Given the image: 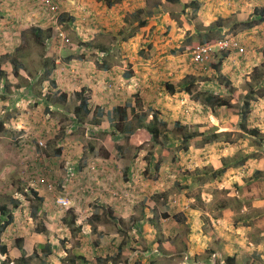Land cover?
<instances>
[{
  "label": "rangeland",
  "instance_id": "rangeland-1",
  "mask_svg": "<svg viewBox=\"0 0 264 264\" xmlns=\"http://www.w3.org/2000/svg\"><path fill=\"white\" fill-rule=\"evenodd\" d=\"M109 1L113 2L111 7L107 6L106 0H85L82 3L81 0H51L57 5V10L51 12L39 0H0V21H3L0 24V47L11 52L1 55L0 62L16 60L22 66L19 80L8 79L12 84L10 91L0 89V125L8 132L0 141L2 150L6 149L4 155H0V205L7 204L11 208V198L20 202L17 209H10L13 221L1 234L2 242L8 246V264H16L22 254L17 248L9 247L17 238L23 239V264H191L193 256L183 254L186 246L180 238L170 250L161 244L177 229L173 216L180 214L177 202L182 193L179 189L181 176L185 174L179 169L183 167L180 164L200 159L202 155L197 148L203 144L210 148L206 150L229 165H237L245 157L249 158L248 163L255 161L256 164L264 158V133L247 134L240 127L238 115L223 108L212 112L183 91V84L185 86V81L190 78L193 96L215 94L236 106L248 91L254 92L255 98L262 92L261 97L251 102L245 126L249 130H264V15L263 22L247 32H242V24L237 23L236 31L211 37L216 40L233 35L241 46L244 44L246 53L236 55V59L232 56L228 62L227 57L233 51H216L208 62L194 64L188 49L192 43L184 47V52L178 50L172 54L162 47L170 32L166 31L162 16L170 12L177 25L182 26L176 13L179 14L184 5H166L164 0ZM253 2L254 9L264 11L263 5ZM78 4L81 6L77 7ZM185 5L184 11L188 9L182 16L188 19L192 8ZM24 9L25 19L20 22L22 15L16 14ZM99 13H104L105 18ZM106 18V24H110L104 26ZM151 18L158 20L155 24L146 22L145 29L139 26L140 21ZM251 19L255 20L250 18L247 21ZM33 29L42 31V45L35 41L31 33ZM142 31L147 37L139 42L125 40L129 34L140 35ZM61 32L65 39L59 36ZM200 41L195 43H203ZM160 46L161 49H157ZM97 48L109 51L103 55L107 59L105 63L116 66L120 80L131 78L127 84L131 85V90L124 91L121 102L141 100L143 88L138 89L135 84L146 79L156 90L152 93L147 88L149 94L144 97L151 102L141 103L146 113L148 107L158 110L170 126L169 130L179 122L205 136L195 137L189 145L192 148L184 152L180 137L173 132L161 134L155 143L145 129L136 130L126 139L113 128L102 129L100 123L96 126L90 117L75 125L76 121L71 119L75 102L71 98L67 104L60 105L61 108L45 111L43 102L38 106L34 100L16 101L21 95L20 88L28 89L30 93L33 89L31 85H25L28 80L22 76L30 79L36 76L37 82L41 83L36 86L41 87L38 91L40 99L42 94H48L45 86L49 77L45 72H53L55 61H58L56 70H60L71 63L78 66L83 58L86 62L75 72L81 81L88 83L99 75V70L103 71L97 66L98 60L103 59L102 51ZM252 54L257 59L258 72L255 73L254 68L233 71L237 67L231 66L243 65ZM177 58L183 61L179 62ZM174 61L178 65L185 63L186 71L179 73ZM126 74L130 76L126 78ZM165 82L174 83L177 92L168 94L163 88ZM228 83L234 90L230 96L224 92V84ZM255 111L259 112L258 119L254 117ZM129 124L135 126L136 122L131 120ZM213 133L219 135L218 139L206 143V136ZM104 152L114 157L105 159ZM245 165L234 169H245V176L251 174V167ZM156 174L161 182H156L158 178L153 179ZM164 179L166 181L162 184ZM146 182H152V185L146 187ZM162 185L167 186L164 191ZM31 190L36 191L43 201H37ZM62 198L69 201L68 205L58 204L57 200ZM114 206H117L116 210ZM35 209L38 212L33 218ZM165 216L172 217L166 221ZM63 217L67 220L74 217V225L70 228L64 225ZM178 221L180 225L184 223L181 219ZM36 228H45L46 232L38 234ZM46 244L51 248L50 254L41 250L40 246ZM4 260L5 256L0 255V264H4ZM221 261L223 263V258ZM221 261L218 258L216 262Z\"/></svg>",
  "mask_w": 264,
  "mask_h": 264
},
{
  "label": "crops",
  "instance_id": "crops-1",
  "mask_svg": "<svg viewBox=\"0 0 264 264\" xmlns=\"http://www.w3.org/2000/svg\"><path fill=\"white\" fill-rule=\"evenodd\" d=\"M84 1L85 0H81V3ZM108 1L106 0V2ZM189 1L191 0H179V4H189ZM196 1L198 4L200 3V7L196 11L189 9L190 17L187 15L188 19H184L182 16L188 8L185 9L184 12H182L181 9L179 14L176 13L177 20L182 21V26L177 25V21L172 17V14L166 13L162 16V21L166 23V25L164 24L166 31L167 29L170 30L168 34L169 38L166 40V44L162 46L168 54H172L173 52L176 53L178 50L184 52L183 49L187 48L189 43H192V46L188 48L191 52L192 47L197 45L195 43L196 40H201L200 42L204 43L207 39L211 40V37L223 35L230 30L236 31L237 23L242 24L250 18L256 19L264 15L263 10L258 9L257 11L253 8V0ZM80 6L81 4L77 5V7ZM252 11L254 12L251 16ZM99 14L101 18H105L106 16L104 13ZM18 15H22L20 19L21 22L25 19V9L21 11L20 14H16V16ZM68 20H72V18ZM155 20H158V18H151L146 22L148 24H155ZM107 21L108 19L106 18L103 22L104 26L110 24H106ZM0 24H3L2 20ZM256 27L254 26L251 29ZM145 28L146 26L143 27V29ZM248 30L242 29V32H247ZM31 33L33 34L32 31ZM17 35L20 36V33H17ZM145 37L142 31L140 35H137V33L129 34L125 40L133 39L139 42ZM142 41L144 42L145 40ZM243 45L244 44H242V48L244 47ZM141 48H144V46ZM157 49H161V46ZM97 50L102 51L100 55L103 57V59L98 60L99 64L104 63L103 71L99 70L98 76L96 75L88 83L87 81L84 82L80 80L75 70L79 66L83 67V63L86 62L84 59L79 61L76 67L71 63L69 66L65 65L67 67L61 68L60 70H56L58 61H55L56 67L53 72L50 73L45 90L47 89V91H49L48 93L53 95L58 91L64 92L68 95L67 102L70 101L71 98L75 102V105L78 104V101L72 96L74 92H78L81 89L90 92L88 98L91 114L88 117H90L93 123L96 119L100 120L99 127L107 130V128L110 127L109 119L113 108L117 105H122V103L125 104L126 102H121V95L124 94V91L131 90V85H127L128 80L131 78L124 79L123 77V81L120 80L119 74L115 69L116 66H111L109 62L105 63L107 59L104 58L105 56L103 55L109 53V51L105 52V48H97ZM17 51H19V49H17ZM9 53L11 52L0 47V56ZM242 53L246 52H232V54L227 57L228 62L232 60V56L236 59V55L241 56ZM177 59L179 62L183 61V59ZM246 60L247 61L241 66H231L234 68L237 67V70L235 69L233 71H241L244 68H251V70H253V68L258 67L257 59H254L253 54ZM174 63L177 65L176 70L179 73L186 71L187 68L185 63L179 65L175 61ZM0 68L6 74L7 84L12 86L9 80H19L20 72H18V77H15L11 70L12 65L10 63L6 62L2 64L0 62ZM222 70L223 68L221 69V73L223 74ZM77 72L79 73V71ZM171 74L172 73H169V75ZM145 75L147 74H143V76ZM129 76V74H126V78ZM22 77L28 80V82H25V85H31L33 89L30 93L28 89L24 91L20 88V85H18L21 95L18 98L16 97L17 102H30V100H34L38 106L43 102L44 111L52 108H61L58 105L52 106L51 103H46V94H42V98H39L40 95L38 91L41 87L38 86L37 88L36 86L41 83L37 82L36 76L31 79L28 76ZM136 78L137 77H134V80H136ZM226 78L232 81L228 77ZM135 85L138 89L143 88V91L140 93L141 103L143 104V102H146V104H148V102H151V100H148V98L144 96L149 94V90H152V93L153 91L156 92L155 86L149 84L146 79H143L141 84ZM227 85L229 86V83ZM58 86H60V88H58ZM2 87L3 83H0V89ZM147 88H149V90ZM226 88L227 86L224 84V92L229 96L232 95L234 90L231 88L232 94H230L226 92ZM144 89L146 90L144 91ZM67 102L62 104H67ZM129 103L132 105L134 104L133 101ZM191 104L195 105V102L191 101ZM34 105L36 104L34 103ZM98 114H102L101 119L97 116ZM258 115L259 112L255 111L254 117L258 119ZM9 116L10 115H8L7 120H9ZM87 118L85 121H87ZM211 118L213 117L211 116ZM214 118L218 121L217 117ZM3 119L5 121L6 116H4ZM71 119H73L72 112ZM74 124L79 125L78 122ZM94 124L96 126L99 125L96 123ZM3 125L5 126L4 123ZM259 132L264 133V130L260 128ZM7 133V131L0 128V141ZM203 145L204 146L197 148V152L202 155L200 159L194 163L193 161H185L180 164V166L183 167L179 169L185 174L181 176L182 186L179 189H181L182 193L179 195L178 200L180 201L177 202V206L180 208V214L173 216V221L176 223L177 229L172 233V237H166L165 241L161 244L164 248H169L170 250V247H173L177 239L180 238V242L186 246V251L183 250V254L193 256L191 264H215L218 258L221 261V258L224 257H235L236 264H264V261L260 260L264 259V158L259 159L257 164L255 161L253 163L251 162L252 166L251 163L247 162L249 158H243L245 160L244 164L246 163L245 166L251 167L250 173H253L252 177L251 174H246L245 176V169H234L242 166L244 167V164L237 166L231 165L224 169L220 159L216 158L212 151L206 150L210 149L206 148L205 145L207 144ZM191 148L190 146L189 149ZM4 152H6V149L2 150L0 144V155H4ZM226 159L227 158H225V160ZM255 172L259 173L255 174ZM257 175L260 176L257 177ZM165 181L166 179L162 180V184ZM156 182H161V179L158 178ZM151 185L152 182L145 183L146 187H150ZM164 187L167 188L166 185H162V191H164ZM235 202L238 203L237 206L233 205ZM169 203L171 204V201H169ZM114 209L116 210L117 206H114ZM148 215H146V217H148ZM168 215H170V210L168 211ZM171 217H165L166 221L170 220ZM178 219H181V222L184 223H181V225L178 224ZM183 225H186V227H182ZM180 242L178 241V243Z\"/></svg>",
  "mask_w": 264,
  "mask_h": 264
},
{
  "label": "trees",
  "instance_id": "trees-1",
  "mask_svg": "<svg viewBox=\"0 0 264 264\" xmlns=\"http://www.w3.org/2000/svg\"><path fill=\"white\" fill-rule=\"evenodd\" d=\"M164 1H165L166 5L179 4V0H164ZM106 4H107V6L111 7L113 2L108 1ZM188 6L191 7L194 11L198 10V8H199V4L196 0L189 1ZM184 7L186 8L187 6L184 5L182 7L183 12H184V9H183ZM164 9L167 10V7H165ZM168 13H170V12H168ZM63 19H64V17H63ZM261 22H263L262 17L256 18L255 20L251 19L249 21L243 22L242 28L248 30V29H251L254 26L258 25ZM145 24H146V20H143V21H140L139 26H144ZM32 32H33L35 41H37L39 44L42 45V43H43L42 36H41L42 31L40 29H33ZM48 37H49V35H48ZM104 51L108 52L107 50H104ZM237 53H239V52L237 51ZM80 59L82 60L83 58H80ZM10 64L12 65V71H13L14 76L18 77V72L22 68L21 63L16 61V60H12L10 62ZM97 66H98V68L103 69V64L102 65L98 64ZM105 70H107V69H105ZM253 71L256 73L259 71V68L255 67ZM45 73H46V76L49 77L51 72L47 71ZM188 79H189L188 82L185 81V86L183 84V88H184L183 91L187 95H189L194 101H198V102L206 105L212 112H214L217 109L223 108L227 112L238 115V117L240 118V127L243 129L244 132H246L247 134H249L251 136L259 135V131L257 129L253 128V129L249 130L245 126V122H246V119L248 118V115L251 111V102L253 100H256L257 97H261L263 95L262 92H261L260 96L258 95L255 98L253 96L254 92L248 91L247 94L244 96V99L240 101V103H239L240 105L236 106V105L232 104L230 102V100L225 99V98H221L215 94L200 93L198 97L193 96L192 86H191L192 81L190 78H188ZM0 83H3V89L5 92L10 91L11 85L7 84L6 74L3 70H1V68H0ZM226 86H227L226 92L232 94L231 87H229L227 84H226ZM163 88L168 94H175L177 92V86H175L174 83L165 82L163 84ZM89 93L90 92H86L85 89H81L80 91L74 92L72 94L74 99L76 101H78V104L74 106L73 111H72V117L76 122H79V123L85 122V119L91 114V109L89 106V98H88ZM46 96H47L46 103H51L52 106H54V105L60 106L62 103H66L67 97H68V95L66 93L61 92V91H58L57 93H55V95L48 93ZM138 108H140V110L137 111ZM147 109L149 111L148 113H146L145 110H143V106H141V100H139L138 98H136L133 105L130 103L117 105L115 108H113V110L111 112L110 121H109L110 128L117 130L126 139H128L136 130L145 129L148 132L151 140L155 143H158V139H159V136H161V134H164L167 132H173L175 134H178L177 136L180 137L179 142H180V145L182 146L181 150L184 152H187L189 150V145L195 137H198V136L204 137L205 136L204 133L193 131V130H191L192 129L191 126L182 125L179 122H175L173 124V128L171 130H169L170 126L162 119L158 110L152 109V108H147ZM101 115L102 114L97 115L99 117V119H101ZM149 116H150V120H147V118ZM131 120H134L136 122L135 126H132L129 124L131 122ZM94 123L99 124L100 120L96 119V120H94ZM0 128L3 129V126L0 125ZM112 131H111V133H113ZM206 137L207 138H206L205 142L209 143L211 141H216L218 139L219 135L216 133H213V134H208V136H206ZM59 153H60V150H58V154ZM103 157L105 159H112L114 156H112V154H109L108 152H104ZM244 162H245V160L243 159V160L239 161L237 163V165H242V164H244ZM222 165H223L224 169L226 167L231 166L225 162L224 163L222 162ZM237 165H234V166H237ZM144 173L146 174V170ZM257 173H259V172H255V174H257ZM157 178H158V176L156 174L153 177V179H157ZM31 193L34 195V197L37 201H39V202L43 201L42 198L38 195V193L36 191L31 190ZM9 201H10L11 208H9L7 204L0 205V218H2V220H1L2 222L0 223V255L5 256L4 264H8L10 262V259L8 256V246H7V244H4L2 242L1 234L3 233L4 229L8 225H10L13 221V216H12L10 209H17L19 204H20V202L16 198H11ZM37 212H38L37 209H35L34 212L32 211L33 218L36 217ZM69 212H70V210L67 211V213H69ZM73 218L71 220H67L65 217H63L62 223L70 228L75 223ZM35 230L38 234H43L46 232L45 228H36ZM22 242H23L22 238H17L15 240L14 244L9 246L11 248H17L22 253L21 256L16 260V264H23L21 262H23V259H25L23 249H22V244H21ZM40 247H41V250L45 254L51 253V248L48 244L41 245ZM36 255H37V253L35 254V256ZM215 264H236V259H235V257H224L223 263L216 262Z\"/></svg>",
  "mask_w": 264,
  "mask_h": 264
},
{
  "label": "built area",
  "instance_id": "built-area-1",
  "mask_svg": "<svg viewBox=\"0 0 264 264\" xmlns=\"http://www.w3.org/2000/svg\"><path fill=\"white\" fill-rule=\"evenodd\" d=\"M255 1L264 6V0ZM39 2L51 12H55L57 10V5L51 2V0H39ZM59 36L62 37V39H65V35L62 32L59 33ZM216 51H238L240 53L243 52L244 49L237 38L233 36H225L193 46L190 52V60L194 64L206 63ZM57 202L61 206H66L69 203L66 198L58 199Z\"/></svg>",
  "mask_w": 264,
  "mask_h": 264
},
{
  "label": "clouds",
  "instance_id": "clouds-1",
  "mask_svg": "<svg viewBox=\"0 0 264 264\" xmlns=\"http://www.w3.org/2000/svg\"><path fill=\"white\" fill-rule=\"evenodd\" d=\"M74 120V119H73Z\"/></svg>",
  "mask_w": 264,
  "mask_h": 264
}]
</instances>
